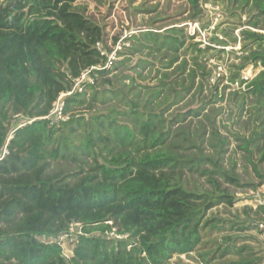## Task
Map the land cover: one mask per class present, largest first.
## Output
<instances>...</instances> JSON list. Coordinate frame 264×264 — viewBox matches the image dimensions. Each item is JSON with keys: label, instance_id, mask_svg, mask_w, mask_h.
<instances>
[{"label": "trees", "instance_id": "trees-1", "mask_svg": "<svg viewBox=\"0 0 264 264\" xmlns=\"http://www.w3.org/2000/svg\"><path fill=\"white\" fill-rule=\"evenodd\" d=\"M200 1L188 0L194 18ZM238 3L248 28L227 80L243 88L229 94L238 128L224 135L211 105L231 85L220 96L216 49L184 27L132 34L106 68L111 52L87 0H0V264H172L192 253L204 264L229 255L222 264H260L240 237L202 246L226 223L250 229L210 212L264 183V0ZM248 65L259 69L252 79L240 73ZM86 70L82 91L65 96L67 118L54 120L59 96ZM17 114L33 120L11 135ZM251 172L261 183L244 181ZM73 222L84 234L67 256L60 238Z\"/></svg>", "mask_w": 264, "mask_h": 264}, {"label": "rangeland", "instance_id": "rangeland-1", "mask_svg": "<svg viewBox=\"0 0 264 264\" xmlns=\"http://www.w3.org/2000/svg\"><path fill=\"white\" fill-rule=\"evenodd\" d=\"M201 12L196 18L194 11L188 0H87L89 17L102 26L104 35L101 46L106 48L108 52H114L115 59H117V51H123L124 42L129 46L128 37L132 34L150 28H161V30L172 27L182 26L185 28L187 35L195 36V41L202 42L204 45H212L216 51L211 50L210 55L214 58L211 62L214 65L211 83L216 84L219 79V92H224L223 85L231 83L227 80L231 70H234L235 65L241 61L239 55L243 53L241 41V31L248 28L246 21L247 14L239 6V0H201ZM264 32V29L260 30ZM218 38L219 41L216 39ZM237 38V40H235ZM224 50V51H217ZM135 63L137 57L132 56ZM234 65V68H233ZM219 67H222L220 69ZM259 69L248 65L240 70L241 76L245 79H252ZM219 72L221 75L219 76ZM225 78H224V77ZM235 88H243L239 83H233L231 88L225 90V99L212 104L217 110L216 122L224 135H230V131H235L238 128L236 118L239 112L238 104L230 97L231 90ZM215 88L208 92L210 95L215 92ZM213 114H215L213 112ZM23 117L15 121H20ZM224 126H228L227 129ZM237 142L233 141L231 156L233 159H238V171L245 170L242 152L237 147ZM244 181H251L253 183H261L262 178L257 177L253 172L246 173ZM262 184H260L261 186ZM264 185V183H263ZM251 188L237 190L236 195L240 200L233 207H227L220 204L210 212L221 219L237 222L238 224H247L250 229L237 230L236 227L231 228L230 223L225 224L223 231L214 230L210 233L202 244L203 249H215L219 243L227 241L225 239L229 236L240 237L237 245L242 243L250 244L255 248L257 256L260 257V264H264V237L257 229L256 225L251 219L254 211L245 212V208L249 207L246 204L244 196ZM241 195H244L241 197ZM251 214V215H250ZM239 226V225H238ZM64 254L72 255L73 247H71L67 240L60 238ZM226 244V243H225ZM237 258L236 255H229L224 259H216L212 264H222L228 260ZM172 264H201L202 260L197 253L190 255H175L171 259Z\"/></svg>", "mask_w": 264, "mask_h": 264}, {"label": "built area", "instance_id": "built-area-1", "mask_svg": "<svg viewBox=\"0 0 264 264\" xmlns=\"http://www.w3.org/2000/svg\"><path fill=\"white\" fill-rule=\"evenodd\" d=\"M115 53L112 52L110 54L107 53L108 55V62L106 63L105 67L109 68L111 66L112 61L115 59ZM222 69V67H219ZM90 70H86L85 72L82 73V75L77 78L75 87L73 88L72 91L68 92H63L58 100L55 103V107L52 110L51 114L49 116L53 117L54 120L58 121L60 119H66L67 117L64 116V99L65 96L71 94L75 89H78L79 91H82V85L81 83L85 81L88 78V73ZM219 76L221 75V72L218 74ZM48 116V117H49ZM15 119L21 118L19 114L15 115ZM33 119L30 118H23L20 121H15L12 126V131L11 135L15 132L17 127H21L25 125L28 122H31ZM244 195H241V197ZM246 199V204L249 205L250 207L253 208L255 211H259L261 214V220L257 222V229L260 231L262 236L264 237V185L256 188V189H251L247 194L244 196ZM84 234L82 224L79 222H73L70 224L69 231L61 237L62 240L66 239L67 243L71 246L74 247L75 244L78 242L79 236ZM61 244V242H60ZM204 264V263H201Z\"/></svg>", "mask_w": 264, "mask_h": 264}]
</instances>
